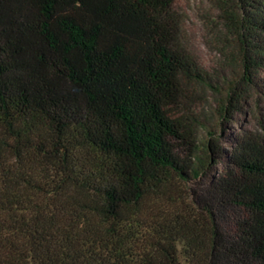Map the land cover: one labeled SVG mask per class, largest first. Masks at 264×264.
Wrapping results in <instances>:
<instances>
[{
  "label": "trees",
  "instance_id": "1",
  "mask_svg": "<svg viewBox=\"0 0 264 264\" xmlns=\"http://www.w3.org/2000/svg\"><path fill=\"white\" fill-rule=\"evenodd\" d=\"M210 2L218 66L185 0H0V264H264V0Z\"/></svg>",
  "mask_w": 264,
  "mask_h": 264
},
{
  "label": "rangeland",
  "instance_id": "2",
  "mask_svg": "<svg viewBox=\"0 0 264 264\" xmlns=\"http://www.w3.org/2000/svg\"><path fill=\"white\" fill-rule=\"evenodd\" d=\"M188 16V30L193 41H195L203 50L204 54L214 65L218 66L219 55L211 52L205 46L204 41L206 33L208 32L207 20L213 18L216 10L210 0H185ZM247 128L254 130L256 133L263 134L264 124V101L253 99L248 104V109L245 115L241 116ZM231 129L229 132L236 133L239 127L236 124L229 123Z\"/></svg>",
  "mask_w": 264,
  "mask_h": 264
}]
</instances>
